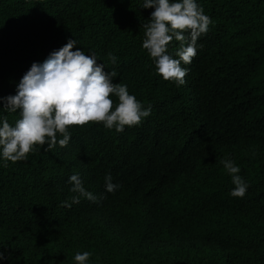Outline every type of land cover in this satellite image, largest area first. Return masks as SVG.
I'll return each mask as SVG.
<instances>
[{"label": "trees", "instance_id": "16d2710c", "mask_svg": "<svg viewBox=\"0 0 264 264\" xmlns=\"http://www.w3.org/2000/svg\"><path fill=\"white\" fill-rule=\"evenodd\" d=\"M196 2L212 24L178 86L142 46L154 11L144 0H0V98L72 39L151 106L123 132L74 126L66 147L37 146L7 166L0 155V264H77L84 251L87 264H264V0ZM5 117L21 118L0 100ZM226 159L243 198L230 194ZM74 174L96 202L61 206L77 195Z\"/></svg>", "mask_w": 264, "mask_h": 264}, {"label": "clouds", "instance_id": "9594fccd", "mask_svg": "<svg viewBox=\"0 0 264 264\" xmlns=\"http://www.w3.org/2000/svg\"><path fill=\"white\" fill-rule=\"evenodd\" d=\"M143 8H154L149 22L143 24L145 39L143 48L155 63L157 74L165 81L184 85L187 69L181 64H191L197 55V41L206 35L212 20L204 14L196 0H144ZM178 41L180 46L173 58L169 45ZM77 41L70 39L66 45L50 53L43 63L34 62L23 75L17 93L3 100L8 112H20L13 126L7 117L0 121V155L13 163L27 160L37 146L51 151L57 144L66 147L71 140L69 129L102 123L108 129L123 132L125 127L139 125L151 114V106L144 108L134 95L129 94L125 84L114 83L117 73L105 72L104 64H98L94 54L76 49ZM115 64L117 57L108 54ZM118 98V103L112 97ZM58 137H62L59 138ZM224 168L235 185L231 196L243 198L248 185L239 175L240 168L230 160H224ZM70 191L76 193L71 203L64 201L62 207L80 203L81 197L96 202L97 197L87 191L78 174L69 177ZM106 190L115 192L120 185L105 177ZM91 253L75 254L77 264H87ZM0 251V260L5 259Z\"/></svg>", "mask_w": 264, "mask_h": 264}]
</instances>
